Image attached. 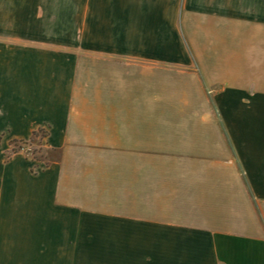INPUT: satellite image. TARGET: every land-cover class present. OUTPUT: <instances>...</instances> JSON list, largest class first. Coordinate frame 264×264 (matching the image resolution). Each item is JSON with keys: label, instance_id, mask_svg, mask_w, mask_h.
Here are the masks:
<instances>
[{"label": "crops", "instance_id": "crops-1", "mask_svg": "<svg viewBox=\"0 0 264 264\" xmlns=\"http://www.w3.org/2000/svg\"><path fill=\"white\" fill-rule=\"evenodd\" d=\"M21 1L69 28L0 59L1 147L60 158L0 157V264H264V0Z\"/></svg>", "mask_w": 264, "mask_h": 264}, {"label": "rangeland", "instance_id": "rangeland-1", "mask_svg": "<svg viewBox=\"0 0 264 264\" xmlns=\"http://www.w3.org/2000/svg\"><path fill=\"white\" fill-rule=\"evenodd\" d=\"M21 0H0V59L3 62H9V59L18 53L19 50H26L24 48L32 47H43V48H59L62 46L60 44L63 39H43L42 35L44 34H53L58 35L60 32L69 28L66 27L65 23L50 22L46 20H39L40 22H34L38 20L39 14H41L42 8H35L33 13L28 14V10L31 11L32 7H27L24 1ZM40 12V13H39ZM34 19V21H32ZM28 20V21H27ZM46 28V29H44ZM60 28H62L60 30ZM46 30V31H45ZM59 30V31H58ZM33 33V35H32ZM34 36L37 40L38 45L36 46L29 36ZM202 42V40L200 41ZM6 63V62H5ZM6 79L4 80V82ZM8 84L0 82V95L5 94L8 91ZM47 131L44 130L38 134V136H31L29 139L18 140V143L13 145L12 140L10 142V148L8 150L2 149V142H6L7 138L4 136L0 139V157L2 156L3 160L8 161L12 156L16 154L23 155L25 159L32 161L33 163L42 165H51L53 162H56L60 158V151L50 149L45 145V139ZM17 151L15 153L13 150ZM34 172L35 169H32ZM9 232L0 231V236H4V244L1 246V250H10L9 247ZM6 236V237H5ZM6 242V243H5ZM4 258V257H3Z\"/></svg>", "mask_w": 264, "mask_h": 264}, {"label": "trees", "instance_id": "trees-1", "mask_svg": "<svg viewBox=\"0 0 264 264\" xmlns=\"http://www.w3.org/2000/svg\"><path fill=\"white\" fill-rule=\"evenodd\" d=\"M42 131H44V130H39V131H37L36 133H34V136H38V134L40 133V132H42ZM46 136H48V133L46 134ZM13 145H14V147H15V145L18 143V140H14L13 142ZM15 153H17V151L15 150V148H14V150H13Z\"/></svg>", "mask_w": 264, "mask_h": 264}]
</instances>
